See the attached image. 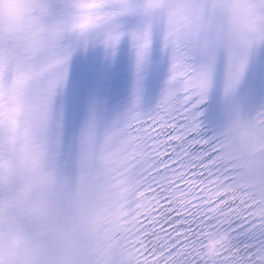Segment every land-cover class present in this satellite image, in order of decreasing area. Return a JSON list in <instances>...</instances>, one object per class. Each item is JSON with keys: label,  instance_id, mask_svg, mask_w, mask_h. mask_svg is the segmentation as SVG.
<instances>
[{"label": "snow or ice", "instance_id": "1", "mask_svg": "<svg viewBox=\"0 0 264 264\" xmlns=\"http://www.w3.org/2000/svg\"><path fill=\"white\" fill-rule=\"evenodd\" d=\"M169 7L164 0H0V127L19 125L27 110L25 91L39 78L36 135L58 171L70 168L100 137L124 138L142 201L124 230L135 264H264V205L241 185L222 153L221 136L225 115L236 111L264 124V0H254L251 11L257 35L235 56L220 50L196 54L166 25ZM157 38L167 77L146 108L144 72ZM125 41L134 59L126 109L107 118L103 102L92 98L67 144L60 98L73 56L99 48L114 58ZM253 63L259 71L249 77ZM202 68L205 95L174 88L178 76ZM221 77L235 90L220 100L219 112H207L206 121L204 105ZM4 165L11 169L8 153L0 149ZM220 231L228 233V243L208 255L206 236Z\"/></svg>", "mask_w": 264, "mask_h": 264}, {"label": "clouds", "instance_id": "2", "mask_svg": "<svg viewBox=\"0 0 264 264\" xmlns=\"http://www.w3.org/2000/svg\"><path fill=\"white\" fill-rule=\"evenodd\" d=\"M84 23H87V21H84ZM228 239V235L226 232H221L217 237H216V241L213 242V244H216L217 242H219L220 244H223L225 241H227ZM23 243V240L21 237L19 236H11L8 238L7 240V245L13 247V248H19L21 247Z\"/></svg>", "mask_w": 264, "mask_h": 264}]
</instances>
